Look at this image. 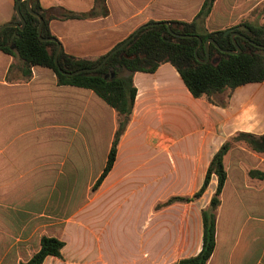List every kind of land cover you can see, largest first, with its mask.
Returning <instances> with one entry per match:
<instances>
[{
  "label": "crops",
  "instance_id": "0c3cea01",
  "mask_svg": "<svg viewBox=\"0 0 264 264\" xmlns=\"http://www.w3.org/2000/svg\"><path fill=\"white\" fill-rule=\"evenodd\" d=\"M58 15L49 30L72 57L95 60L149 23L191 22L204 0H34ZM24 2V1H22ZM21 2V3H22ZM255 0H216L204 23L209 32L234 29L239 10ZM15 0H0V26L12 22ZM105 10L107 15H104ZM68 12L93 16L63 19ZM136 96L116 157L99 188L117 129L115 111L94 92L57 84L54 73L32 67L30 78L0 51V264L27 262L39 250L37 233L73 234L60 258L43 264H175L199 253L201 211L217 180L189 203L203 184L212 157L237 134H264V84L250 83L194 98L168 63L132 76ZM226 182L216 217V243L207 264H264V154L232 143L223 159ZM84 200L75 206L77 194ZM247 230L244 240L221 244L220 230ZM230 231V230H229ZM86 233L87 237L74 236ZM137 255L130 257L128 245ZM220 250V252H219Z\"/></svg>",
  "mask_w": 264,
  "mask_h": 264
},
{
  "label": "trees",
  "instance_id": "16d2710c",
  "mask_svg": "<svg viewBox=\"0 0 264 264\" xmlns=\"http://www.w3.org/2000/svg\"><path fill=\"white\" fill-rule=\"evenodd\" d=\"M18 1L15 0L16 3ZM215 1L204 0L199 12L191 22H159L157 26L142 29L126 47L112 55L98 71L92 73V76L81 73L69 77L58 71L53 59L57 45L54 42L39 41L37 35L39 21L28 13L25 2L19 6L25 21L24 29L19 31L16 28H7L0 33V51L10 55L18 62L20 72L25 78H30L32 67L47 68L54 73L58 85L90 90L115 111L117 129L106 166L92 187V192L99 188L111 170L116 157L117 145L131 119L136 96V89L132 82L134 73H153L161 64L168 63L178 72L184 85L194 98H201L209 103H214V98L225 91L232 92L236 88L250 83L264 84V57L261 55V53L264 54V50L256 48L242 38H234L240 49L239 54H224L210 45L208 63L202 64L195 59L194 49L197 46V39L201 40V45L197 50L200 60L205 59L203 44L207 39H212L221 50L235 51L230 36H223L225 30L209 32L204 28L205 20L210 15ZM104 3L105 0H96L98 7L103 6ZM30 6L43 20L41 37L54 38L49 30V23L58 15H54L51 11L42 10L38 2L34 0H30ZM104 15H107L106 10ZM59 16L70 20L83 19L93 16V12L85 15L64 12ZM11 21L19 22L16 15ZM165 23L169 24L173 34L189 36V38L171 35ZM233 31L256 45L264 46V26L262 25L242 22ZM13 34L18 37L11 41ZM104 57L105 55L95 60L80 59L69 56L60 50L57 61L62 71L72 73L94 68L100 64ZM239 142L244 143L248 149L255 153L264 154V134L261 136L237 134L230 141L225 142L212 157L203 184L193 196L171 197L159 206L167 207L174 203H189L199 199L206 191L211 177H216L215 191L206 209L201 211V250L197 255L179 260L175 264H207L211 258L216 243L217 210L226 182L223 159L230 150L232 143ZM248 176L251 179L264 182V171H249ZM63 247L62 241L54 237L41 236L39 250L27 262L20 264H43L47 257L60 258Z\"/></svg>",
  "mask_w": 264,
  "mask_h": 264
},
{
  "label": "water",
  "instance_id": "95a60500",
  "mask_svg": "<svg viewBox=\"0 0 264 264\" xmlns=\"http://www.w3.org/2000/svg\"><path fill=\"white\" fill-rule=\"evenodd\" d=\"M24 1L26 3V9L28 11V13L37 18L38 21H39V24L37 26V35H38V38H39V41L40 42H54L56 43V50L54 52V65L55 67L58 69V71L62 74V75H65V76H69V77H73V76H76L78 74H81V73H87V76H92V73L98 71L106 62L107 60L112 56L114 55L115 53H117L118 51H120L121 49H123L124 47H126L133 39L134 37L139 33V31H141L142 29H148V28H152L154 26H157L159 25V23H149V24H145L143 26H141L140 28H138L129 38H127L122 44H120L118 47L112 49L110 52H108L105 57L103 58V60L100 62V64H98L96 67L94 68H91V69H83V70H78V71H75V72H72V73H66L64 71H62L59 66H58V55H59V52L61 50V46L60 44L56 41V39L54 38H42L41 37V30H42V26H43V20L42 18L37 14L35 13L32 9H31V6H30V0H19L16 5H15V14L17 16V19H18V23L16 22H8V23H5L3 25L0 26V33L4 30V29H7V28H16L18 29L19 31H22L25 27V21L20 13V9H19V6L21 4V2ZM165 26L168 30V32L175 36V37H181V38H189V36H181V35H175L171 32L170 30V26L168 23H165ZM227 35L230 36V39L234 45V48H235V51H227V50H221L218 45L212 40V39H207L204 44H203V47H204V50H205V59L204 60H200L198 58V55H197V50L199 48V46L201 45V40L200 39H197V46L195 47L194 49V56H195V59L202 63V64H206L209 62L210 60V57H209V46L210 45H213L216 49L220 50V52L224 53V54H229V55H236V54H239L240 53V49L238 47V45L236 44L234 38L235 37H239V38H242L243 40H246L248 41L250 44H252L253 46H255L256 48L260 49V50H264V46H259V45H256L254 44L253 42L249 41L248 39H246L245 37H243L242 35L236 33L233 31V29H227L224 31L223 33V36L226 37ZM15 37H18L16 34H13L12 38H11V41L15 38ZM13 48V47H12ZM261 55L264 57V54L261 53Z\"/></svg>",
  "mask_w": 264,
  "mask_h": 264
},
{
  "label": "rangeland",
  "instance_id": "374dc122",
  "mask_svg": "<svg viewBox=\"0 0 264 264\" xmlns=\"http://www.w3.org/2000/svg\"><path fill=\"white\" fill-rule=\"evenodd\" d=\"M256 6L255 8H251L250 11L246 8L239 10L241 14H243L242 20H260L264 16V0H255ZM84 200V195L80 192L77 194L76 201H75V206L81 205ZM230 230V231H229ZM247 234V230H245L243 233L241 230H239V227L236 226L231 227L230 229L226 230L224 227L220 230V241L223 247V244L229 243V242H235L238 239L244 240L245 236ZM41 236H57V237H63L65 241H69L73 239V234H60V233H37L34 234V241L36 242L38 238ZM74 236H77L78 238L80 237H87L88 234L86 233H76ZM128 252L130 257H135L137 255V249L132 245H128ZM224 248V247H223ZM220 252V250H219Z\"/></svg>",
  "mask_w": 264,
  "mask_h": 264
}]
</instances>
